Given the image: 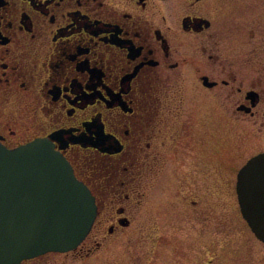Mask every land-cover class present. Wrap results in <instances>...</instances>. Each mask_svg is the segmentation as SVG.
<instances>
[{
    "label": "flooded vegetation",
    "instance_id": "af4514ba",
    "mask_svg": "<svg viewBox=\"0 0 264 264\" xmlns=\"http://www.w3.org/2000/svg\"><path fill=\"white\" fill-rule=\"evenodd\" d=\"M35 139L95 200L72 256L128 230L150 187L206 199L208 168L237 199L264 153V0H0V144Z\"/></svg>",
    "mask_w": 264,
    "mask_h": 264
},
{
    "label": "water",
    "instance_id": "95a60500",
    "mask_svg": "<svg viewBox=\"0 0 264 264\" xmlns=\"http://www.w3.org/2000/svg\"><path fill=\"white\" fill-rule=\"evenodd\" d=\"M236 192L242 218L264 244V154L239 171ZM96 213L91 193L51 142L0 145V264L74 250Z\"/></svg>",
    "mask_w": 264,
    "mask_h": 264
},
{
    "label": "rangeland",
    "instance_id": "374dc122",
    "mask_svg": "<svg viewBox=\"0 0 264 264\" xmlns=\"http://www.w3.org/2000/svg\"><path fill=\"white\" fill-rule=\"evenodd\" d=\"M206 169V199H166L168 184L147 188L128 230L101 239L89 254L56 253L35 264H264V244L237 228V199Z\"/></svg>",
    "mask_w": 264,
    "mask_h": 264
},
{
    "label": "trees",
    "instance_id": "16d2710c",
    "mask_svg": "<svg viewBox=\"0 0 264 264\" xmlns=\"http://www.w3.org/2000/svg\"><path fill=\"white\" fill-rule=\"evenodd\" d=\"M240 226V227H239ZM242 227V228H241ZM237 228H241V230L246 234V235H248L249 234V231H248V228H247V226H246V224L241 220V219H239V221L237 222ZM227 243H228V241H227ZM233 259H236V258H239L238 257V255L237 256H235V255H233V257H232ZM238 261V260H237Z\"/></svg>",
    "mask_w": 264,
    "mask_h": 264
}]
</instances>
